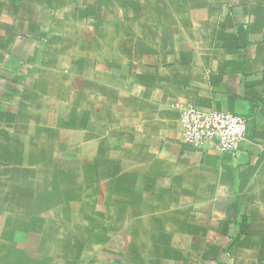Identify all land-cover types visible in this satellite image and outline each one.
Returning a JSON list of instances; mask_svg holds the SVG:
<instances>
[{
	"label": "crops",
	"instance_id": "crops-1",
	"mask_svg": "<svg viewBox=\"0 0 264 264\" xmlns=\"http://www.w3.org/2000/svg\"><path fill=\"white\" fill-rule=\"evenodd\" d=\"M118 1L133 29L101 116L115 162L85 160L79 179L40 187L23 160L0 158V264H264V0ZM70 17L58 0H0V123L41 69H81L103 109L87 75L103 69V41L72 33ZM184 104L241 116L239 151L185 146ZM92 134L80 156L104 155Z\"/></svg>",
	"mask_w": 264,
	"mask_h": 264
},
{
	"label": "rangeland",
	"instance_id": "rangeland-1",
	"mask_svg": "<svg viewBox=\"0 0 264 264\" xmlns=\"http://www.w3.org/2000/svg\"><path fill=\"white\" fill-rule=\"evenodd\" d=\"M120 4L118 0H58L59 9L70 13L72 33L98 36L103 41L102 59H98L103 69L87 73L94 85L92 92L98 86L105 95L101 111L96 112L86 101L85 91L90 90H81V69H41L40 84H30L29 96L9 119L0 123V158L23 160L25 169H34L40 187L52 180L57 187H64L72 183L75 176L79 179V164L85 160L89 164L115 162V156L108 154L113 151L115 132L105 125L107 117L101 120V116L110 114L115 105L112 87L115 77L125 72L126 69L118 68L129 55L127 49L123 55L117 50L133 29L117 22L123 13ZM88 131H92L93 137H103L99 144L104 155H79V149L86 143L81 141V136ZM70 133L74 134L72 139ZM87 144L94 146L95 142L87 140ZM71 147L76 149L70 150ZM101 174L107 176L112 172L101 170Z\"/></svg>",
	"mask_w": 264,
	"mask_h": 264
},
{
	"label": "built area",
	"instance_id": "built-area-1",
	"mask_svg": "<svg viewBox=\"0 0 264 264\" xmlns=\"http://www.w3.org/2000/svg\"><path fill=\"white\" fill-rule=\"evenodd\" d=\"M182 143L193 150L208 146L223 154H236L244 141L247 124L235 114L202 112L193 104L179 106Z\"/></svg>",
	"mask_w": 264,
	"mask_h": 264
}]
</instances>
